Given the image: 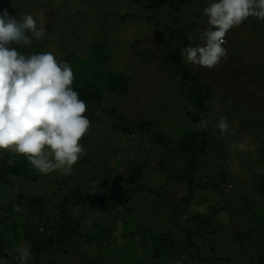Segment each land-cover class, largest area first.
I'll list each match as a JSON object with an SVG mask.
<instances>
[{
    "label": "rangeland",
    "instance_id": "obj_1",
    "mask_svg": "<svg viewBox=\"0 0 264 264\" xmlns=\"http://www.w3.org/2000/svg\"><path fill=\"white\" fill-rule=\"evenodd\" d=\"M144 1L146 4L147 0ZM191 1L197 4L193 9L197 13L203 11L207 3L216 2ZM33 8L37 27L43 28L45 35L28 45L32 51L35 47L38 53L51 52L58 61L68 54L71 58V51L64 50L61 45L68 41L66 39H71L69 42L73 53L77 55L78 65L84 67L96 62L104 70L114 69L129 78V91L125 97L105 93L103 103L106 108L115 107L121 113L120 117L131 123L145 122L152 125L169 140H176L179 135H183L187 123L193 122L192 117L187 116L192 103L177 95L185 81L170 63L169 55L176 43L168 30L156 29L142 18L145 7H140L141 10L127 0H0V13L7 9L17 19L30 15L28 10ZM146 13L149 12L146 10ZM107 14L112 17L103 19ZM160 19L164 22V15ZM178 24L182 31L188 33L184 14ZM207 27L205 21L192 26V46L203 44L200 34ZM225 39L227 43L223 47L227 49V59H222L214 68L191 65L183 58L179 60L183 66L200 75L202 83L211 85L213 92L208 100L206 117L203 118L211 143L206 155L199 159L202 167L198 175L208 179L203 185L207 190L203 197L195 199L187 207L189 212L183 207L180 213L183 220L187 217L190 219L191 230L195 235L193 241L203 246L211 256V264H258L259 261L264 264V218L260 220V210L245 208L243 202L245 197L252 200L255 186L264 178V84H258L263 81L260 74H264V21L249 17L240 26L231 29ZM86 48L94 52L95 57L88 55L89 51L83 55L80 49ZM90 74L93 72L90 71ZM220 117H225L229 124V132L225 135H221L217 127ZM88 132L91 136L88 133L85 136L95 138L97 147L92 141V147L81 155L80 162L73 166L70 174H43V178L47 179L43 181L45 184L33 185L30 191L38 194L51 191L46 193L47 196H51L54 190L64 193L74 183L72 179L78 181L79 177L80 185L91 189L102 190L105 186L115 189L123 184L117 182L116 177L127 176L132 166L127 154L116 150V135L106 123L104 128L93 125ZM118 137H127L128 143H136L131 160L145 161L150 149L145 148L146 156L143 157L136 152L139 151L140 142L151 140L149 135L146 140H134L133 136L128 139L129 136L122 133ZM86 154L90 161L83 163L81 160ZM163 158L158 157L153 159L156 162L151 160L148 163L149 166L138 181L146 194L138 193L134 201L126 202V211L132 207L142 224L157 230L172 231L176 234L174 238H178L181 243H188L190 241L184 240L183 233L171 228L170 224V218L182 203L186 190L182 189L184 184L179 187L173 182L167 183L165 172L153 169ZM176 171L179 172L180 168L174 169L173 173ZM223 172L228 175L226 183H222ZM228 183L232 184V190L227 191ZM218 201L226 211L218 209ZM209 204L207 211L204 207ZM107 214L114 216V209L108 210ZM8 217L0 213V220ZM100 217L105 215L101 214ZM203 223L209 226L203 227ZM210 229L215 231V235L204 236L205 231ZM38 230L40 234H46L42 227ZM13 243L11 241L7 245V251H13ZM18 244L22 249L31 248L30 242L20 241ZM78 252L83 256L77 255ZM71 253V264H97L99 261L94 259L98 255L97 250L90 248L85 240L78 251L75 249ZM188 253L191 263L193 254L199 252L190 248ZM156 261L160 262L159 259ZM2 264H20L19 255L4 259ZM101 264L110 263L105 260Z\"/></svg>",
    "mask_w": 264,
    "mask_h": 264
},
{
    "label": "trees",
    "instance_id": "obj_2",
    "mask_svg": "<svg viewBox=\"0 0 264 264\" xmlns=\"http://www.w3.org/2000/svg\"><path fill=\"white\" fill-rule=\"evenodd\" d=\"M127 1L139 8L145 7L142 18L147 23L153 24L156 29L168 30L174 37L173 41L176 44L169 55L170 63L180 74L183 82L185 81L177 95L192 103L187 111V116L190 115L194 123L188 122L191 125L187 123L185 132L183 135H179L178 139L169 140L152 125L145 122L131 123L120 117L121 113L115 107L106 108L103 103L105 93L110 92L112 95L125 97L129 91V78L114 69L104 70L96 65V62L81 67L80 64H77V55L71 49L69 42L71 39H66L68 41L61 45L64 50L66 48V51H71V58L68 54L66 58H60L57 61L67 62L71 66L74 73L72 88L86 103L87 110L84 115L89 119L90 127L95 125L104 128V123H106L108 129L116 135V150L120 149L127 154L132 167L127 176L118 175L116 177L117 182L123 184L115 189H110L107 186L102 190L91 189L86 185H80L81 177H79L78 181L72 179L74 183L67 189V192L57 193L54 190L51 196H47L46 193L51 191H45L42 194L30 191L33 185L45 184L43 181L47 179L33 168L27 157L0 150V213L9 215L8 218L0 220V264L4 259L19 255L22 250L18 244L20 241L31 243V257L28 259L29 261H26V264H71L69 260V257L72 256L71 252L75 249L78 251L83 240L89 243L90 248L97 250L98 255L94 257L95 260H99L97 264H101L103 261L105 263V260L110 264H211L212 262L211 256L206 253L203 246L193 241L195 235L191 230L190 219L187 217L183 220L180 213L183 207H186V212H189L187 207L191 206L195 199L203 197L204 191L207 190L203 188V185L207 183L208 179L198 177V175L202 167L199 159L206 155L211 143L203 118L206 117L209 107L208 100L213 92L211 85L202 83L200 75L183 66L179 60L182 58L181 50L192 46L190 38L192 26L200 24L202 21L208 24V18L203 11L197 13L193 10L197 4L192 3L191 0H147L146 4H144V0ZM210 3L205 5L208 7ZM140 9L142 10V8ZM146 10L151 14L146 13ZM28 11L34 17L35 8ZM182 14H184L186 25L189 27L188 33L182 31L178 24ZM161 15H164V22L160 19ZM106 17H112V15H104L103 19ZM11 47H15L19 53L24 55L38 54L39 52L34 50L35 47H33V51L28 46L25 48L22 45H12ZM88 49H80V51H83V55L89 51L88 55L95 57L96 54ZM101 59L103 60V58ZM95 61L98 60L95 59ZM90 71L93 74H90ZM260 75H262L263 81H259L258 84L263 85L264 74ZM260 91L263 92V90ZM121 133L124 136H129L128 139L133 136L134 140L137 138L146 140L147 136H150V141L140 142L139 151L136 152L142 157L146 156L144 151L148 147L150 150L146 159L144 158L145 161L135 158L131 160L137 145L128 143L127 137L126 139L118 137ZM88 134L90 137L91 133L88 132ZM92 141L94 144L96 143L95 138L85 136L81 139L80 143L84 153L88 151ZM158 157L164 158L153 169L165 172V176L168 178L167 183L173 182L177 186L184 184L182 189L186 191L183 193L182 203L178 205L171 216L170 224L171 228L183 233L184 240L190 241L188 243H181L178 238H174L176 234L172 231L157 230L142 224L138 220L136 210L132 207L126 211V202L134 201L139 196L138 193L146 194L138 185V181L144 175L148 163ZM9 160H13L14 163L9 165L7 163ZM88 161L90 158L86 154L81 162ZM153 162L156 161L153 160ZM178 168L180 171L173 173L174 169ZM221 177L222 183H226L227 172L221 173ZM232 187V184L228 183L227 191L232 190ZM150 188L154 191L152 187ZM253 192L252 200L245 197L243 202L246 204L245 208L260 210L259 215H262L260 219L262 220L264 218V178L257 183ZM135 195L137 197H134ZM125 198L127 200H124ZM223 198L229 200L227 196ZM230 200L232 201V199ZM216 203L220 211H226L220 201ZM209 207L210 204L205 205L204 209L207 210ZM110 209H114V216L107 214ZM101 214H104L105 217H100ZM206 223H203V227L209 226ZM40 227L46 234L39 233L38 228ZM209 234L215 235V231L212 229L205 231L204 236ZM11 241L14 242L13 251H7V245ZM190 248L199 252L193 254L194 258L191 263L187 256ZM259 252L261 253V250ZM80 254L83 256L82 253ZM80 254L77 253V255ZM155 259H159L160 262ZM261 263V261L258 262V264Z\"/></svg>",
    "mask_w": 264,
    "mask_h": 264
},
{
    "label": "clouds",
    "instance_id": "obj_3",
    "mask_svg": "<svg viewBox=\"0 0 264 264\" xmlns=\"http://www.w3.org/2000/svg\"><path fill=\"white\" fill-rule=\"evenodd\" d=\"M203 12L208 18L200 34L203 44L183 48L181 56L211 69L227 59L223 45L231 29L249 17L264 21V0H216ZM44 35L32 15L17 19L7 9L0 13V150L27 157L40 174L67 175L84 153L80 141L90 129L86 103L72 88L73 70L51 52L24 55L11 47L28 46ZM217 127L221 135L229 132L225 117ZM30 257V249H22L20 264Z\"/></svg>",
    "mask_w": 264,
    "mask_h": 264
}]
</instances>
